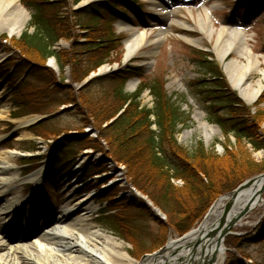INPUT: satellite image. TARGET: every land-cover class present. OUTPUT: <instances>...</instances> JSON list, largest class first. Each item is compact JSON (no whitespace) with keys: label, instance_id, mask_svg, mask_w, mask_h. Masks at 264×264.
<instances>
[{"label":"rangeland","instance_id":"rangeland-1","mask_svg":"<svg viewBox=\"0 0 264 264\" xmlns=\"http://www.w3.org/2000/svg\"><path fill=\"white\" fill-rule=\"evenodd\" d=\"M38 1L44 0H23V5L32 17L37 12L33 5ZM98 1L111 0H84L77 5L74 0H60L61 11L67 13L70 19L65 29H70L71 26L74 28L76 34L74 36H78V43L85 44L102 38V42L97 44H99L98 47L105 48L85 55V71L90 68L96 57L110 54L109 60L100 69H92L84 81L79 82L75 79L76 63L74 65L70 60L74 53L71 40L63 38L54 46L61 54L68 52V60L65 64L62 63L63 67L56 59L60 69L54 71L49 63L52 58L47 59L43 64L35 50L31 52L26 51L25 48L24 53V50L20 48L24 46L18 44L22 34L35 33L32 20L20 36L10 37L6 33L0 35V68L8 64L11 66L17 59H24L52 70L56 81L65 83L62 85L65 88L57 87L56 91V88L47 87L45 82L33 80L29 83L21 77L16 78L17 82L10 86L9 81L4 82V78L0 77V101L9 108L11 114L8 121H0V154L9 155L7 158H9L12 173L17 176L16 179L8 181L6 187L19 192L22 203L27 204L29 199H34L35 206H44V211L52 213L55 219L65 209L75 211L73 218L83 216L85 209L92 206L96 210L90 214L87 224L94 230H102L107 235H113L117 242L123 244L119 248L121 252H127L132 259L142 261L166 247L172 239L177 240L183 235L181 236L174 227L166 226L171 215L173 216L172 212L164 211L152 201L151 197L161 196L163 190L161 181L153 173L150 175L144 173L145 168L140 171L134 168L137 172L135 171V175L131 176V168L117 162L113 157L115 146L106 139L100 138L101 129L110 125L115 117L108 121L103 119L116 111H119V114L122 113L124 107L122 108L123 101L118 98L114 101L112 99L113 102L109 103L106 97L107 90L95 88V80L127 65L139 67L141 77L134 78L137 81L136 86L143 80H157L165 83L167 95L172 97L181 112V121L177 124L175 131V138L182 150L178 153L180 157L184 159L186 155H193L197 148H203L208 155L203 164L216 177L231 172L233 166L237 169L235 165L238 163L233 162V159L227 156V152L249 157V161H246L248 159L242 161L243 165H249V168L252 167L251 163H254L263 169L264 150H256L247 139L239 141L234 132L226 131V128L222 129L218 123L219 120H214L217 117L213 113L225 114L219 111L218 107L210 106L212 101H209L207 97H196L205 86L200 82L204 79L208 80L206 76H209L201 67L203 58L197 54V51L202 50L211 54L213 63L220 70L225 84L233 92L238 93V98L244 106L249 108L251 114L264 112V88L253 104H248L241 99L239 91L228 81L223 63L217 58L214 50L216 36H210L199 26V17H204L211 22L215 31H219L223 26L243 29L249 39L248 46L257 55H264V0L260 2L257 0H156V4L166 7L162 14L151 7L149 0H120L118 6L114 7L117 9L116 12L103 10L97 14L100 18L95 20L93 15L78 18L75 14ZM206 10L210 11L208 15ZM122 21L139 30H146L149 40L155 38L158 30L165 26V22L169 31L161 38L157 46L147 45L135 56L126 59L125 42L130 38V33L120 31L119 24ZM184 22L190 27L182 28ZM80 25L83 28H80ZM108 26H111L113 33L110 37H106L105 33L110 29ZM4 36L6 40L3 39ZM185 38L193 39L196 43H191ZM80 56H82L81 53ZM233 59H241V57L231 52L226 60ZM253 77L256 80L259 74L256 73ZM13 85L18 88L31 86L27 90L24 89L20 97H16L14 94L16 90L10 91ZM87 88L89 90H86ZM134 92L135 89L130 90L127 84L125 93L131 95ZM104 93L105 95L101 97ZM16 102L21 105L18 109H14L17 106ZM140 102L142 106L148 108L153 106L154 100L149 91L142 94ZM196 113L203 114L206 121L220 128V133L212 140L208 141L203 135V130L198 128ZM42 116L49 117L42 127H38V124L18 129V124L14 121L16 118L29 119ZM257 124L259 125L257 133L263 138L264 118ZM230 126L233 129V125ZM151 129L157 130V126L152 125ZM22 135H25L27 139L19 140ZM11 151L15 153L10 154ZM54 157L59 160L62 158L63 164H67L66 161H68L70 165L68 168L73 170L74 176L65 177V175L55 174L52 167ZM186 163L192 167L195 165L189 161ZM41 169H43V181L35 193L31 176ZM238 169V175L245 171L244 166L241 168L239 166ZM263 172L264 170L260 173ZM91 174L93 176L89 180ZM85 179H88L86 184L83 183ZM214 180L218 183L215 177ZM173 183L176 190L183 191L182 194L186 198L185 201L178 196L171 200L172 204L174 200L177 201L178 209L191 208L199 213L200 210L206 211L205 216L216 201H213L217 196L216 193L211 195L203 193L193 197V194L185 189L186 186L182 180L174 179ZM179 193L181 192H178V195ZM190 200H192L191 204L186 205ZM83 203L86 205L83 206ZM134 209L141 213L137 211L133 219L131 213ZM156 209L162 214L157 213ZM111 213L120 215L121 219H124L123 230H111L105 226L104 223L113 220V218L104 219ZM263 220L264 205L246 218L243 226L233 229V234L227 236L224 243L226 251L223 264H264V240L263 237L258 240L255 232ZM202 221V219L199 220L193 229H196ZM175 258V254H172L168 260L173 261ZM177 264L182 263L178 261Z\"/></svg>","mask_w":264,"mask_h":264},{"label":"trees","instance_id":"trees-1","mask_svg":"<svg viewBox=\"0 0 264 264\" xmlns=\"http://www.w3.org/2000/svg\"><path fill=\"white\" fill-rule=\"evenodd\" d=\"M81 1L82 0H74V3L79 4ZM117 2L93 3L89 5L88 8L75 14L78 15V18H81V16L87 18L93 15L95 20L100 18L97 14L101 11L111 9L112 6L114 9V7L117 6ZM33 6L37 11L32 21L35 33L30 35L27 32L22 35L20 43H18L19 46H24L20 47L21 49L24 50L26 48V51L28 50L31 52L35 50L37 55L40 56V62L43 64L47 59L53 56L57 57L59 63L61 62L60 64H65L68 60V52L65 51L63 52L64 54H61L53 49V47L63 38L71 40L74 53H72L73 59L71 57L70 60L74 65L76 63V70H74L75 79L79 82L84 81V79L89 76L92 69H97L109 60V53L102 55L100 58L96 57L89 66L90 68H87L85 71V55L89 52L96 53L97 50H103L105 47H98L99 44H97L102 42V38L98 39V41H91L85 44L78 43V36H74L76 35L74 33V28L71 26L70 29H65L70 19L67 13L61 11L62 7H60V0L38 1L37 4ZM84 26L88 28L86 25ZM79 27L83 28L81 25ZM105 33L107 34L106 37H110L113 34L111 28ZM3 39H6V36H4ZM76 50L78 51L77 54ZM23 52L25 53V50ZM80 53L82 56H80ZM197 54L199 57L203 58L201 67L207 71L209 76H206L208 80L204 79L200 82L204 83L205 86L196 98L207 97L209 101H212L211 106H216L220 111L224 112L225 115H218L215 113L216 119L219 120V124L222 128H226V131L234 132L239 141L247 139L256 150H264V137L261 138L257 133L259 127L257 122L264 118V112L262 111V113L252 115L249 108L243 105L237 94L225 84L220 70L213 63V60L210 59L211 54L202 51H197ZM8 65L1 66L0 77L8 80L11 84L17 82L16 78L24 76L25 82L30 83V81L33 80L45 82L47 87H51L52 89L56 88V91L58 90L57 87H61L62 89L65 88L62 86L65 85V83L56 81L54 72L45 66H39L38 64L30 63V61L28 62L24 59H17L12 62L11 66ZM61 66L63 67V64ZM133 77H141V70L139 67L130 66L124 69H118L96 78V84L94 86H96L95 88L100 87L102 90H107L106 93H108L106 97L108 102L112 103L118 98V100L120 99L123 101L122 108L124 107L122 113L119 114V111H116L103 119V121H108L115 117L110 125L101 129L100 138L106 139L111 145L115 146L116 149L113 152V157L117 162L131 168V176L135 175L136 170L134 171V168H138L139 171L145 168L146 170L144 173L148 175L153 173L156 178L161 181L163 185L161 196L151 197L152 201L155 205L162 207L164 211L169 213L172 212L173 216L171 215L166 226L174 227L182 236L204 217L206 211L201 212L200 210L199 213L196 209L191 208L178 209L179 205H177V201L175 200L172 204L171 200L178 196L181 200L186 201V198H184L182 194L183 191L176 190L173 183L174 179L182 180L186 186L185 189L187 192H191L193 197L200 196L203 193H209L210 195L216 193L217 196H215L213 200L215 201L221 195L234 190L247 178L260 173L264 168L262 169L259 165L254 163H251L253 169L252 167L249 168V165H243L244 160L249 157L247 158L227 152V156H230L233 162L238 163L235 165L237 169L233 166L231 172L222 174L224 176L219 174L220 177H216V175H213L203 164V161L207 159L208 156L203 148H197L193 155H186L184 157L187 162L189 161L191 164H195L193 167L188 165L178 154L179 152L181 153L182 150L175 138L176 126L179 121H181V112L175 105L172 97L167 95L164 88L165 83H161L157 80H143L135 93L127 95L125 93V85ZM30 86L31 85H27L18 88V86L13 85L12 89L16 90V97H20L21 92L24 89L27 90ZM146 89L150 90L154 98V105L152 108L142 106L140 102L141 94ZM86 90H89V88ZM192 90L194 91L193 88ZM104 95L105 93L101 94V97ZM16 103L20 108V103ZM45 124L46 122L40 123L38 127H42ZM152 125H156L157 130L151 129ZM230 125H233V129L230 128ZM182 154L185 155L184 153ZM62 161H64L62 158L59 160L57 157H54V170L58 173L72 175V171L68 168L70 166L68 161H66L67 164H63ZM246 161H249V159ZM239 166L240 168L244 166L247 172L245 173V171H243L244 174L238 175ZM214 177L218 180V183L214 180ZM178 192L181 193L178 195ZM191 201L192 200L188 201L186 205H190ZM137 211L141 213L139 210L134 209L131 213L133 219ZM111 218H113V220L104 223L105 226L117 231L124 229L122 226L124 219H121L122 217L120 215L114 213L113 215H106L104 217L105 220ZM255 232L258 235V240H261V237H263L264 240V220L260 223Z\"/></svg>","mask_w":264,"mask_h":264},{"label":"bare ground","instance_id":"bare-ground-1","mask_svg":"<svg viewBox=\"0 0 264 264\" xmlns=\"http://www.w3.org/2000/svg\"><path fill=\"white\" fill-rule=\"evenodd\" d=\"M148 2L157 13L162 14L163 10H166V7L156 4V0ZM209 13L210 11L206 10V15ZM30 20L31 13L23 6L21 0H0V35L6 33L10 37L20 36ZM199 26L210 36H216L214 50L217 58L223 63L228 81L239 91L240 98L248 104L255 103L264 88V55H257L248 46L247 33L239 28L223 26L219 31H215L211 22L204 17H199ZM188 27L190 26L187 23H182V28ZM119 29L131 35L125 42L127 59L135 56L147 45L157 46L161 38L169 31L168 28L161 27L155 38L149 40L146 30H139L126 22H121ZM185 39L196 43L193 39ZM231 52L237 53L241 59L227 61ZM49 63L50 66L59 68L55 59H51ZM256 73L259 74V78L254 80L253 76ZM134 87L135 82H130L128 88L132 90ZM196 114L198 128L203 130V135L208 141L220 133V128L206 121L203 114ZM10 115L9 108L0 101V121H8ZM35 120L36 118L32 117L14 121L18 124V129H23ZM26 139L25 135L19 137V140ZM14 153L11 151L10 154ZM7 156L9 155L5 153L0 154V198L3 197L0 212L3 210L11 216L0 213V264H177L182 259L187 262L192 260L195 264H199L200 260H204V255L211 257L216 252L219 261L217 264H223L224 249L218 250L217 239L210 244L205 242L207 238L205 234L209 229L218 226L228 202L227 197L220 199L205 221L182 240L172 239L159 255H151L138 261L132 259L127 252L119 250L123 244L117 242L113 235H107L102 230H94L91 225L87 224L90 214L96 210L92 206L85 209L83 216L73 218L75 211L65 209L55 219L52 213L44 211V206H35L36 200L34 199H29L27 204L22 203L20 193L6 187L8 181L17 177L12 173ZM42 172L43 169L31 176V181L35 185L33 190L35 193L43 181ZM259 186L260 182L254 190ZM254 190H247L239 196L236 204L237 210L246 203ZM22 204L25 206L23 207ZM85 205L86 203H83V206ZM262 205L264 203L260 207ZM20 207L24 208H22L23 212L28 210V216L31 219L27 218L23 223L24 229L19 231L15 223L13 224V219L17 217L16 211H19ZM242 225L243 222L239 226ZM28 229L34 230L29 231ZM205 247L206 252L203 253ZM176 251L179 253L175 260H168Z\"/></svg>","mask_w":264,"mask_h":264},{"label":"water","instance_id":"water-1","mask_svg":"<svg viewBox=\"0 0 264 264\" xmlns=\"http://www.w3.org/2000/svg\"><path fill=\"white\" fill-rule=\"evenodd\" d=\"M258 182H260V186L258 187V189L254 190ZM252 189L254 191L249 197V199L239 210H237L236 204L239 196L243 192ZM224 197L228 198V202L225 205L219 224L217 227L209 229V231L205 234L207 235V238H205V242H208V244H210L214 239H217L218 250L223 248L225 251L226 249L224 247V243L227 236L232 235L233 229L239 227L241 222L248 218L252 212H254L258 207H260L262 203H264V173L249 178L240 186H238L234 191L223 196L222 198ZM156 211L157 213L162 214L160 210L156 209ZM205 252L206 247L203 249V253ZM203 259L204 260L199 261V264L219 263L217 259V252L211 257H206L204 255ZM181 263L195 264V261L191 260V262H187L182 259Z\"/></svg>","mask_w":264,"mask_h":264}]
</instances>
